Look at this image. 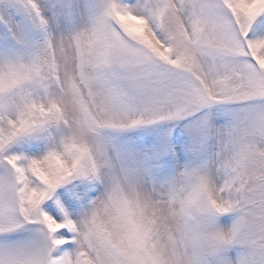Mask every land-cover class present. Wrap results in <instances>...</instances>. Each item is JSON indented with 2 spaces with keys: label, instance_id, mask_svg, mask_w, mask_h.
Listing matches in <instances>:
<instances>
[{
  "label": "snow or ice",
  "instance_id": "1",
  "mask_svg": "<svg viewBox=\"0 0 264 264\" xmlns=\"http://www.w3.org/2000/svg\"><path fill=\"white\" fill-rule=\"evenodd\" d=\"M0 264H264V0H0Z\"/></svg>",
  "mask_w": 264,
  "mask_h": 264
}]
</instances>
